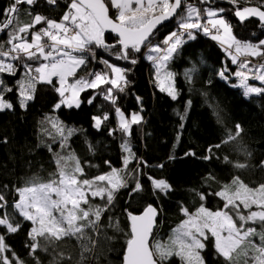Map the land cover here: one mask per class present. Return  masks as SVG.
<instances>
[{
    "label": "snow or ice",
    "instance_id": "6c2138e0",
    "mask_svg": "<svg viewBox=\"0 0 264 264\" xmlns=\"http://www.w3.org/2000/svg\"><path fill=\"white\" fill-rule=\"evenodd\" d=\"M227 2L232 9L212 7L215 0H68L66 10L56 20L34 12L32 6L38 0H10L8 7L0 11V34L7 37L0 39V74L22 75L11 85L0 77V112L14 111L16 105L9 97L14 90L16 102L26 110L35 99L37 86L48 85L60 97L53 106V111H57L61 107L79 109L83 103L82 92L102 89L104 99L114 106L119 118L118 129L110 128L108 134L114 135L118 130L131 136L132 125L141 123L143 118L138 113L126 118L117 105L116 95L130 84L127 74L131 69L100 57L99 62L109 72H89L87 76H78V72L97 60L98 50L131 65H136L142 56L154 66L155 83L160 91L176 100V74L169 64L187 41L196 39L197 33L220 44L231 62L241 69L234 75L239 78L238 87L243 89L245 97L264 94V87L249 84L251 78L264 85V63L250 67L252 60L249 59L264 57V0H258L255 5L252 0ZM47 3L56 6L57 0H47ZM226 11H234L242 24L255 18L260 33L253 31L248 38L235 34L234 25L223 15ZM22 13L31 16L30 23L21 19ZM173 19L176 30L154 42L158 26ZM106 34L114 35V42L109 43ZM196 71L195 65L187 69L185 79L191 82ZM225 72L227 69L219 75L228 80ZM105 85L108 87H103ZM94 100L95 96L90 97L87 103L91 105ZM177 115L181 121L186 119V111ZM108 119L107 112L93 116V127L99 131ZM43 123L51 128L42 129L43 133L56 145L55 148L51 143L47 145L54 171L47 179L33 176L16 186L11 201L0 192V229H3L0 264H26L6 242L7 235L19 232L24 222L30 224L29 242L25 247L35 264H41L38 252L51 256L49 264L65 261L71 264V254L58 251V242L65 239H75L79 244L81 251L76 264L98 259L95 250L100 237L114 239L108 236L106 229L122 231L119 220L107 215L114 208L121 189H130L129 196L142 193L146 177L154 196H168L174 191L166 179L143 172V167L148 165L136 156L127 140L121 144L126 153L122 168H115L106 160L109 171L89 176L69 144L80 130L67 126L58 117L46 116ZM242 132L241 125L236 124L234 132L227 130L221 143L208 151L236 141ZM89 148L93 150L92 146ZM185 155L195 153L190 151ZM202 159L211 160L213 156ZM224 160L231 163L227 156ZM132 161L137 164L129 169ZM261 165L264 166V161ZM234 167L243 169L247 165L236 162ZM209 194L218 196L223 207L215 211L208 209L203 203L206 194L197 192L202 203L195 211L181 207L185 219L167 240L156 238V207L149 204L139 215L125 208L129 230L125 233L121 264H176L177 261L179 264H207L204 253L209 244L224 264H240L241 258L243 264H264V183L251 187L234 176L219 191ZM86 253L92 255L86 256Z\"/></svg>",
    "mask_w": 264,
    "mask_h": 264
},
{
    "label": "trees",
    "instance_id": "16d2710c",
    "mask_svg": "<svg viewBox=\"0 0 264 264\" xmlns=\"http://www.w3.org/2000/svg\"><path fill=\"white\" fill-rule=\"evenodd\" d=\"M9 2L0 0V11L7 8ZM67 2L68 0H57V5L52 6L47 0H38L32 7L36 13L59 20L66 10ZM257 2L258 0H252L254 5ZM212 7L232 9L233 6L227 0H215ZM223 15L234 25V33L240 37L248 38L253 31L260 33L258 23L251 19L242 24L236 19L234 11H226ZM21 19L25 23L31 22V16L24 13L21 14ZM176 28L175 20L163 26L159 29L154 42H159ZM106 35L109 43L114 42L115 38L112 35ZM6 38L0 34V39ZM98 51L97 60L91 61L87 68L79 71L77 75L109 72L110 70L99 62L100 57L121 68H130L131 71L127 74L130 84L124 92L116 94L117 105L127 118L138 113L143 118L141 123L132 125L131 136H126L118 130L110 136L108 134L110 128L118 129L117 114L114 106L104 99L102 89L82 92L83 103L79 109L61 107L57 111H53V106L60 97L48 85L37 86L35 99L29 103L26 110L19 107L14 90L9 94L16 105L14 111L0 112V192L11 201L16 186L22 185L33 176L47 179L54 171L52 153L48 151L47 145L51 143L54 148L56 145L42 131L44 128L51 130L50 125L43 123L46 116L58 117L67 126L80 130L71 137L69 144L84 164L89 176L109 171L108 165L105 164L106 160L110 161L113 167L122 168L124 152L121 144L127 140L136 156L147 163L148 167H143V172L166 179L174 191L168 196L158 198L152 194L150 183L144 177V192L129 196L130 189H121L118 193L115 206L107 215L119 220L122 231L106 229L108 236L114 239L109 241L101 236L95 250L98 259L86 260L84 264H121L125 233L129 230L125 208L139 215L149 204L156 207L158 219L154 232L157 239L167 240L172 230L185 219L181 207L195 211L202 203L196 195L197 192L206 194L204 205L215 211L223 207V201L209 193L219 191L225 183H230L234 176H239L251 187L264 183V166L261 165L264 161V94L245 97L242 91L234 86V81L221 79L219 77L221 71L227 69L225 75L229 78L236 72L238 66L231 62L230 57L218 47L216 41L203 33H197L196 39L187 41L169 64L170 70L176 74L175 86L178 89L176 100L160 91L155 83L153 65L142 56L136 65H131L127 61L115 60L103 50ZM255 63L256 65L264 63V57L256 58ZM193 65L197 71L189 82L185 79L184 72ZM253 65L252 63L250 67ZM20 75L22 73L10 77L5 73L0 74V77L11 85ZM93 96L95 100L90 105L87 100ZM185 111L186 119L181 121L177 113ZM105 112L108 113L109 119L98 131L93 127L92 117ZM236 124L241 125L243 129L241 136L220 148L212 147V151L209 152L211 146L221 143L227 130L235 131ZM89 146H92V151ZM190 151L195 155H185ZM209 155L213 156V159H202ZM225 156L231 163L225 162ZM236 162L244 163L247 167L238 169L234 167ZM136 164V161H132L129 169ZM160 164L164 167H157ZM210 176L215 179H211ZM29 228L30 224L24 222L19 232L7 235L6 242L26 261V264H35L28 256V248L25 247L29 242L27 236ZM0 232H3V229H0ZM58 251L71 254L73 258L71 264L79 261L81 250L75 239L59 241ZM37 255L41 264H49L51 256L48 253L38 252ZM204 255L207 264H224L221 258L216 257L211 244ZM64 264L69 262L65 261ZM240 264H243V258Z\"/></svg>",
    "mask_w": 264,
    "mask_h": 264
},
{
    "label": "rangeland",
    "instance_id": "374dc122",
    "mask_svg": "<svg viewBox=\"0 0 264 264\" xmlns=\"http://www.w3.org/2000/svg\"><path fill=\"white\" fill-rule=\"evenodd\" d=\"M254 62H255V60H254ZM154 67V66H153ZM253 67V66H252ZM241 69H239L238 71H240ZM244 71H247V70H244ZM235 76V75H234ZM219 77H220V75H219ZM221 78V77H220ZM230 78H228V80H229ZM234 79V81L236 82V85L238 86L239 85V78L238 77H234L233 78ZM224 80V79H223ZM228 80H226V81H228ZM258 82V80H253V79H249V84L250 85H252V86H255L256 85V83ZM242 91H243V89H242ZM166 94H167V92H165ZM168 95V94H167ZM127 118V117H126ZM117 121H118V127H119V118H118V116H117ZM126 155V153H124V156Z\"/></svg>",
    "mask_w": 264,
    "mask_h": 264
},
{
    "label": "crops",
    "instance_id": "0c3cea01",
    "mask_svg": "<svg viewBox=\"0 0 264 264\" xmlns=\"http://www.w3.org/2000/svg\"><path fill=\"white\" fill-rule=\"evenodd\" d=\"M249 59H251L252 60V63L254 64L253 65V67L256 65V63L254 62V60L256 59V58H249ZM239 70V68H237V70H236V72ZM235 76H234V74L233 75H231L229 78V80L231 81H234V78ZM234 86L235 87H238L237 85H236V82L234 81ZM256 87H264V85H261L260 84V82L258 81L257 83H256V85H255ZM241 91H242V89L240 88V87H238ZM242 93H243V91H242ZM254 95H256V94H252V95H250L249 97H251V96H254Z\"/></svg>",
    "mask_w": 264,
    "mask_h": 264
},
{
    "label": "water",
    "instance_id": "95a60500",
    "mask_svg": "<svg viewBox=\"0 0 264 264\" xmlns=\"http://www.w3.org/2000/svg\"><path fill=\"white\" fill-rule=\"evenodd\" d=\"M8 1H10V0H8ZM244 5H241V7H243ZM27 7V6H26ZM236 17V16H235ZM236 19L239 21V19L236 17ZM174 20V19H173ZM173 20H169V21H165L164 22V24L163 25H161V26H158V28L160 29V28H162L163 26H166V25H168V24H170ZM251 20H253V21H255V22H257L258 23V21H256V19L255 18H251ZM110 35H112V34H110ZM113 37H114V35H112ZM115 38V37H114ZM141 214V213H140ZM158 219V215H157V217H156V220ZM155 230V229H154Z\"/></svg>",
    "mask_w": 264,
    "mask_h": 264
},
{
    "label": "built area",
    "instance_id": "2783aa9c",
    "mask_svg": "<svg viewBox=\"0 0 264 264\" xmlns=\"http://www.w3.org/2000/svg\"><path fill=\"white\" fill-rule=\"evenodd\" d=\"M208 37V36H207ZM217 43V42H216ZM217 45H218V47L220 48V49H222L223 50V48L221 47V45L220 44H218L217 43ZM224 51V50H223ZM225 52V51H224Z\"/></svg>",
    "mask_w": 264,
    "mask_h": 264
}]
</instances>
